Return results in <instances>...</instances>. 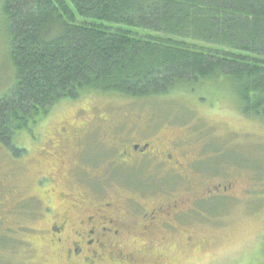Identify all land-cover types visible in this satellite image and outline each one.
Listing matches in <instances>:
<instances>
[{
    "label": "trees",
    "instance_id": "obj_1",
    "mask_svg": "<svg viewBox=\"0 0 264 264\" xmlns=\"http://www.w3.org/2000/svg\"><path fill=\"white\" fill-rule=\"evenodd\" d=\"M3 12L16 83L0 98V143L18 158L17 133L90 92L226 85L264 123V0H4Z\"/></svg>",
    "mask_w": 264,
    "mask_h": 264
},
{
    "label": "flooded vegetation",
    "instance_id": "obj_2",
    "mask_svg": "<svg viewBox=\"0 0 264 264\" xmlns=\"http://www.w3.org/2000/svg\"><path fill=\"white\" fill-rule=\"evenodd\" d=\"M50 114L24 130L40 168L36 193L11 207L1 202L0 225L7 214L32 216L36 226L21 229L63 264H172L163 254L148 259L143 249L194 243L200 226L220 223L246 194L237 179L221 173L226 166L216 174L209 156L191 157L175 140L131 127L120 133L119 123L99 113L52 132ZM100 132L112 135V144ZM115 182L130 184L138 196L121 201L112 194Z\"/></svg>",
    "mask_w": 264,
    "mask_h": 264
},
{
    "label": "rangeland",
    "instance_id": "obj_3",
    "mask_svg": "<svg viewBox=\"0 0 264 264\" xmlns=\"http://www.w3.org/2000/svg\"><path fill=\"white\" fill-rule=\"evenodd\" d=\"M3 5L4 0H0V98L16 83ZM202 86L193 92H173L148 99L90 92L53 108L49 116L54 118L50 122L52 132L68 121L77 125L86 117L108 114L120 124V133L131 127L139 135L157 134L165 141L175 140L191 157L209 156L216 174L226 166L221 173L225 171L230 179H237L239 191H246L242 200L226 208L220 223L200 226L194 243L153 244L143 249V256L153 259L163 254L172 264H264V123L236 109L229 86ZM100 138L107 145L112 144V135L107 132H100ZM32 142L25 131L17 133L14 146L24 151L19 158L0 143V203L7 199L11 207L17 199L36 193L40 168L31 160ZM41 160L42 166H46L47 160ZM54 162L58 164L57 159ZM129 186L115 182L112 194L123 202L128 196H138ZM6 219L7 223L0 225V264H63L34 240L35 236L31 237L33 232L22 230L36 226L32 216L14 213L7 214Z\"/></svg>",
    "mask_w": 264,
    "mask_h": 264
}]
</instances>
